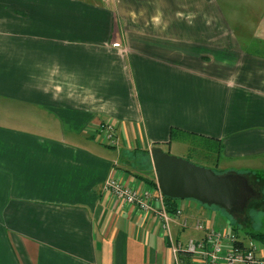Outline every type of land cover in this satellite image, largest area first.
Wrapping results in <instances>:
<instances>
[{
	"label": "crops",
	"instance_id": "0c3cea01",
	"mask_svg": "<svg viewBox=\"0 0 264 264\" xmlns=\"http://www.w3.org/2000/svg\"><path fill=\"white\" fill-rule=\"evenodd\" d=\"M247 1L263 15L240 40L216 0H0V264H172L170 233L254 242L241 216L181 202L168 233L104 190H156L151 150L174 131L264 178V0Z\"/></svg>",
	"mask_w": 264,
	"mask_h": 264
},
{
	"label": "water",
	"instance_id": "95a60500",
	"mask_svg": "<svg viewBox=\"0 0 264 264\" xmlns=\"http://www.w3.org/2000/svg\"><path fill=\"white\" fill-rule=\"evenodd\" d=\"M151 155L158 187L164 197L215 206L230 216L245 214L248 205L261 198V193L242 174L218 175L212 169L165 153L160 147L152 148Z\"/></svg>",
	"mask_w": 264,
	"mask_h": 264
},
{
	"label": "built area",
	"instance_id": "2783aa9c",
	"mask_svg": "<svg viewBox=\"0 0 264 264\" xmlns=\"http://www.w3.org/2000/svg\"><path fill=\"white\" fill-rule=\"evenodd\" d=\"M111 130H113L112 127L106 132L109 140L113 139ZM104 190L121 202L136 206L141 211L156 214L162 228L170 233L171 215L167 210L165 197L159 187L156 190H147L141 194L137 189L124 186L119 180L112 177L105 183ZM180 203L181 201L178 202L179 205ZM176 215H182L180 206H178ZM186 227L187 222L185 223ZM197 230L204 231L206 228L199 222ZM169 236L173 256L172 264H185L183 262L185 256H191L199 264H264V259L257 255L259 244L252 242L248 249H239L235 246L236 236L229 232L209 230L202 241L190 240L187 244L174 241L171 233Z\"/></svg>",
	"mask_w": 264,
	"mask_h": 264
},
{
	"label": "rangeland",
	"instance_id": "374dc122",
	"mask_svg": "<svg viewBox=\"0 0 264 264\" xmlns=\"http://www.w3.org/2000/svg\"><path fill=\"white\" fill-rule=\"evenodd\" d=\"M216 2L219 5L220 13L223 16L224 20L235 31H237L238 35L240 34V40L245 39L242 38L243 31L253 30V28H255L256 20L253 18V15L255 17L259 16L260 14L261 16L263 15L262 8L256 4H253L252 6L251 2L249 1L245 2V0H216ZM251 7H254L256 10L252 12ZM260 8L261 10L258 11L257 9ZM162 148L165 153L188 160L200 167L212 169L219 172L221 171V169L217 167V163H219L220 159L218 158V151L215 144L200 137L188 135L184 136L180 134L178 135V138L174 140V143L172 145H165L162 146ZM181 202H185L186 204L189 202H193V204L199 205L201 208H212L214 210H217L221 212L222 221H225V223H227V221L231 219L226 211L218 207H208L194 200H185ZM252 202L248 205L247 209L253 207ZM243 217H245V215ZM249 224L248 226L250 227V230L252 232L264 233V212L256 215V218L253 221H250ZM239 231L240 235L244 237V230L240 229ZM261 246L263 247L262 244Z\"/></svg>",
	"mask_w": 264,
	"mask_h": 264
},
{
	"label": "trees",
	"instance_id": "16d2710c",
	"mask_svg": "<svg viewBox=\"0 0 264 264\" xmlns=\"http://www.w3.org/2000/svg\"><path fill=\"white\" fill-rule=\"evenodd\" d=\"M178 135H180V133L178 132H173L172 133V139H175ZM181 135H184V136H197V137H200L204 140H207L211 143H214L216 148H217V151H218V158H219V154L221 152V149H222V144L221 143H217V142H214L213 140H210L208 138H205V137H202V136H198V135H193V134H183L181 133ZM217 166H218V163H217ZM218 175H222V174H225L224 172L222 171H215ZM251 185L256 189V191L260 192L262 194V198H260L259 200H254L252 202V205L253 207L251 208H248L245 212V214H243V216L245 215V217H243L242 215H234V217L236 218L237 216H241L242 219L240 220L241 223H243L246 227H248L250 229V227L248 226L249 222L250 221H253L255 218H256V215L264 212V178L263 177H258L257 180L254 182H250ZM153 185H155L156 187H158L157 185V182L154 181ZM165 203H166V206H167V210L169 212L170 215H175L177 213V209H178V200H174V199H170V198H167L165 197ZM255 203V205H254ZM240 217V218H241ZM250 225V224H249ZM234 228V231L237 233L239 230H238V226L235 225V227H232ZM239 233V232H238ZM235 235V234H234ZM247 237L250 241H254V242H258L260 244H263L264 245V233H260V232H252L250 230V232L248 231L247 232V236H244V238ZM237 238V236H236ZM239 238V237H238ZM235 246L239 249H248V247L246 246V243L244 240H238L236 241L235 243Z\"/></svg>",
	"mask_w": 264,
	"mask_h": 264
}]
</instances>
